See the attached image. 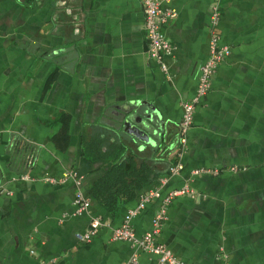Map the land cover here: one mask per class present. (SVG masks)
Wrapping results in <instances>:
<instances>
[{
  "label": "crops",
  "instance_id": "0c3cea01",
  "mask_svg": "<svg viewBox=\"0 0 264 264\" xmlns=\"http://www.w3.org/2000/svg\"><path fill=\"white\" fill-rule=\"evenodd\" d=\"M214 5L230 53L181 148L182 102L209 55ZM161 9L176 11L165 25L174 46L167 73L149 57L140 0H0V264H125L134 254L159 264L111 237L155 189L160 196L129 221L137 237L152 232L189 264H264V0H162ZM145 110L165 124L163 142L147 128L156 145L116 128L122 112L136 122ZM118 142L155 176L110 211L91 186ZM71 170L82 176L79 213L77 188L63 178ZM93 218L101 226L80 241Z\"/></svg>",
  "mask_w": 264,
  "mask_h": 264
},
{
  "label": "built area",
  "instance_id": "2783aa9c",
  "mask_svg": "<svg viewBox=\"0 0 264 264\" xmlns=\"http://www.w3.org/2000/svg\"><path fill=\"white\" fill-rule=\"evenodd\" d=\"M162 0H140L145 15V33L148 44L149 57L155 60L160 66L161 71L168 72V65L165 62V57L171 55L174 46L169 41L165 34V25L168 21L176 16L174 9H161ZM219 20V10L216 5L212 7L210 13V35H209V55L207 59L200 65L197 73V87L196 92L192 98L182 102V118L179 123L178 129V145L181 148L186 146L187 131L190 128L196 105L200 102L201 98L207 93L211 79L218 64L229 55L230 49L228 46L219 44V34L217 32V23ZM182 168L178 162L170 165L169 172L176 173ZM207 173L216 172L207 169L193 170V173ZM24 177H26L24 175ZM64 179L71 178L77 190L75 192L74 202L77 207V212L85 210L87 203L83 198L81 191L82 176L75 170H71L64 174ZM50 182H55L54 179L47 178ZM187 192L186 188L171 191L165 197V201H169L173 196ZM190 192V190H188ZM159 190L148 191L139 201V203L132 209L128 210L124 215L123 222L119 227L113 229V240H125L132 243L138 250L150 253L157 256L159 264H189L180 258L176 257L174 253L165 245L156 243L153 238L152 232H147L141 237H137L130 227L129 221L135 216L152 197H159ZM161 218L158 215L154 220L156 224ZM101 226L99 218H93L90 221L88 229L77 238L82 242L90 241L96 234L98 228ZM125 264H138L137 256L134 254Z\"/></svg>",
  "mask_w": 264,
  "mask_h": 264
},
{
  "label": "trees",
  "instance_id": "16d2710c",
  "mask_svg": "<svg viewBox=\"0 0 264 264\" xmlns=\"http://www.w3.org/2000/svg\"><path fill=\"white\" fill-rule=\"evenodd\" d=\"M124 149L125 146L121 142L113 144L110 169L91 186L97 201L110 211L118 210L122 204L133 199L137 190L155 176L144 161L137 163L134 160L135 155L123 156ZM110 151L111 148L107 153H103V156Z\"/></svg>",
  "mask_w": 264,
  "mask_h": 264
},
{
  "label": "water",
  "instance_id": "95a60500",
  "mask_svg": "<svg viewBox=\"0 0 264 264\" xmlns=\"http://www.w3.org/2000/svg\"><path fill=\"white\" fill-rule=\"evenodd\" d=\"M137 112V111H136ZM146 115L142 116L141 114L138 115V119L136 122H132L131 117L129 116V112H122L120 119L116 121L117 126L116 128L128 134L131 138L135 139L136 141H142L144 143L155 144V139L148 137L145 135L146 132L145 128L150 130V134L154 135L155 138L159 137L160 140L164 141V128L165 124L160 121V119L155 120L153 114L145 110ZM137 123V124H136ZM142 125L143 128H140L139 125Z\"/></svg>",
  "mask_w": 264,
  "mask_h": 264
}]
</instances>
